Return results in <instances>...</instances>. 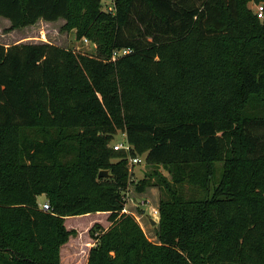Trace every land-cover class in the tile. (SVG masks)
<instances>
[{"label":"trees","instance_id":"1","mask_svg":"<svg viewBox=\"0 0 264 264\" xmlns=\"http://www.w3.org/2000/svg\"><path fill=\"white\" fill-rule=\"evenodd\" d=\"M249 1L0 0L11 29L111 24L101 55L0 44V264H61L65 218L97 212L110 225L90 228L87 264H264V16ZM119 132L129 153L110 146ZM136 155L177 186L154 172L157 242L123 211Z\"/></svg>","mask_w":264,"mask_h":264},{"label":"rangeland","instance_id":"2","mask_svg":"<svg viewBox=\"0 0 264 264\" xmlns=\"http://www.w3.org/2000/svg\"><path fill=\"white\" fill-rule=\"evenodd\" d=\"M256 5L257 3H254L252 0L248 2V7L254 12L257 10ZM100 8L103 11H110L114 8L113 0H100ZM73 12H75L74 7ZM82 24L83 21L80 19L77 23L65 19H59L56 22L40 20L34 25L11 29L10 21L0 16V44L9 46L16 43L48 42L83 53L101 55L99 48L105 46L107 38L111 35V24L107 22L96 24L95 29L92 31V36L85 35V32L82 35L80 34ZM230 51L231 48H228L224 52L228 59H230ZM102 57L106 56L104 55ZM125 140L126 136L119 132L115 135L110 146H113L116 142H125ZM85 148L86 146L84 145V149ZM139 157L142 159L141 163L133 164L129 159L127 162V166L130 172H132V179L134 181L130 183L125 191V208L127 209V213H132L140 222L147 236L152 241L157 242L156 226L159 225L160 215L155 213V208L159 211L160 197L163 195V192L159 185L155 183L157 180L154 176V172L165 177L171 187L177 188V186L173 184L172 175L168 170L171 165L148 164L145 162V157L143 155ZM117 160L118 159H114V161ZM217 173L218 175L222 173L221 164H217ZM151 174L153 177H151ZM143 179H147L149 183H146L147 186L144 192H139L136 189V183ZM181 187L186 197L201 195L200 190L188 183H185ZM181 187H179V189ZM46 201L45 195H40L38 197V202L41 204ZM150 218L157 220V224L152 225L150 223ZM95 222H100L103 226L107 225L109 224L108 216L102 212L67 217L66 222H64L65 226L69 230L75 229L76 234L70 236L69 240L62 245L60 252H64L66 256L63 257V261L61 260V264H85L87 248L94 241L90 236V228Z\"/></svg>","mask_w":264,"mask_h":264},{"label":"built area","instance_id":"3","mask_svg":"<svg viewBox=\"0 0 264 264\" xmlns=\"http://www.w3.org/2000/svg\"><path fill=\"white\" fill-rule=\"evenodd\" d=\"M256 14L259 18H262L264 16V5L262 3H257L256 5ZM129 50L128 49H123L121 51H118V52H114V56L113 58L116 57L117 54H123V53H127ZM125 135V134H124ZM113 148L115 150H125L127 151L128 153L131 151L132 149V145L127 141L125 140V142H116L114 145H113ZM129 161L133 164H138V163H141L142 162V159L139 157V155H136V156H129ZM41 207L45 210H50V204L48 201L44 202L41 204ZM124 212H127V209L124 208L123 209ZM155 213L156 214H159V211L157 208H155Z\"/></svg>","mask_w":264,"mask_h":264},{"label":"crops","instance_id":"4","mask_svg":"<svg viewBox=\"0 0 264 264\" xmlns=\"http://www.w3.org/2000/svg\"><path fill=\"white\" fill-rule=\"evenodd\" d=\"M7 19V18H6ZM9 20V19H8ZM40 20H43V19H40ZM39 20V21H40ZM10 21V20H9ZM38 21V22H39ZM46 22H51V21H46ZM53 22H56V21H53ZM11 23V22H10ZM39 204L41 205V203L39 202ZM97 213H102V212H97ZM105 213V215H109V213L108 212H104ZM66 220H67V217L65 218V222H66ZM109 225H110V222H109V224H107V225H104L105 226V228H108L109 227ZM95 245V241H93L91 244H90V246L87 248V253L85 254V264H87V262H88V255H89V251H90V249H91V247L92 246H94ZM64 256H66V254L64 253V252H62L61 251V260L63 261V257ZM67 261V260H66ZM65 263V262H64ZM68 264V263H67Z\"/></svg>","mask_w":264,"mask_h":264},{"label":"water","instance_id":"5","mask_svg":"<svg viewBox=\"0 0 264 264\" xmlns=\"http://www.w3.org/2000/svg\"><path fill=\"white\" fill-rule=\"evenodd\" d=\"M110 176H111V174H110L108 169H102L99 172V177H110ZM150 223L152 225H156L157 224V220H155L154 218H150Z\"/></svg>","mask_w":264,"mask_h":264}]
</instances>
